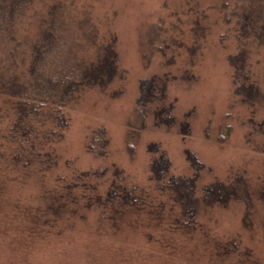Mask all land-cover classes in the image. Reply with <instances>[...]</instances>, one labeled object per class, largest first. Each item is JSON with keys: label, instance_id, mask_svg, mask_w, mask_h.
<instances>
[{"label": "rangeland", "instance_id": "1", "mask_svg": "<svg viewBox=\"0 0 264 264\" xmlns=\"http://www.w3.org/2000/svg\"><path fill=\"white\" fill-rule=\"evenodd\" d=\"M44 1L48 0H30L25 5L24 22L28 27L33 29L34 8L38 10ZM59 2L65 3L69 19H90L97 30L98 41L113 34L123 79L116 78L105 90L89 88L70 103L68 127L55 146L57 162L47 180L54 173H66L72 167L81 170L97 166L106 168L109 174L119 168L129 183L144 187L148 186L152 160L163 151L171 171L193 175L197 188L233 172L238 182H242L243 173L250 188L264 182V148L260 145L264 138L255 129L257 120L264 118V98L249 104L233 95L234 66L229 58L238 47L232 35L220 39L224 24L213 8L216 0ZM207 5H210L207 11L210 28L200 59L190 67L196 79L170 82L167 101L174 105L172 115H168L170 120L163 114L162 121L155 120L153 110L161 104L154 101L144 109L136 106L139 83L150 75L162 74L165 69L180 73L186 54L181 50L182 56L176 63L165 66L161 51L153 49L146 63L142 59L141 44L143 42L145 47L148 33L159 29L160 36L154 40V45L170 32L182 33L184 39L191 41L190 21L198 8ZM76 35L79 40L84 37L82 32ZM93 49L86 46L81 53L89 57ZM256 52L251 48L250 67L253 77L262 81L264 89V61L258 62ZM119 89L120 92H116ZM136 115L143 120V127L133 140H128ZM184 121L188 122L187 128H183ZM99 127L105 130L107 137L103 156L85 146L86 134ZM221 133L226 135L225 139L220 140ZM128 143L134 146L131 152ZM38 192H41V184L34 176L22 181L13 179L5 187L3 202L8 208L15 202L29 204L37 198ZM254 201L249 222H244L245 208L240 202H229L225 207L197 203L195 210L201 226L193 239L197 241L196 248L189 255H184L183 248L171 254L157 242L147 241L140 233L142 228H134L133 224L114 234L108 233L97 227L93 211L87 219L62 217L60 231L57 227L32 230L25 222H18L17 219L21 220L18 216L10 217L12 222L0 220V264H179V261L181 264H264V202ZM218 240H232L237 244L232 247L230 257L222 259L210 255L204 242ZM191 245L188 241V247Z\"/></svg>", "mask_w": 264, "mask_h": 264}, {"label": "trees", "instance_id": "2", "mask_svg": "<svg viewBox=\"0 0 264 264\" xmlns=\"http://www.w3.org/2000/svg\"><path fill=\"white\" fill-rule=\"evenodd\" d=\"M29 2L0 0V220L12 222L9 218L18 216L21 218L18 222H25L32 230L57 227L60 231L62 217L87 219L93 211L97 227L108 233L114 234L133 224L134 228H142L140 233L147 241L157 242L171 254L183 248L184 255L196 248L197 241L193 239L201 224L195 209L200 201L221 207L240 202L245 208L244 222H249L254 199L264 202V182L250 188L243 173L242 182H238L233 172L197 188L193 175L171 171L163 151L158 154L155 151L157 156L149 166L148 186L129 183L119 168L109 174L106 168L97 166L81 170L72 167L66 173H54L47 180L57 162L55 146L68 127L70 103L89 88L107 89L116 78L123 79V72L117 63L113 34L98 41L90 19H69L65 3L59 4V0L44 1L38 10L34 8L36 21L32 29L24 22L25 5ZM209 6L198 8L190 21L191 41L184 39L182 33L170 32L154 45L160 36L159 29L148 33L145 47L141 44L146 63L153 49L161 51L165 66L176 63L182 56L181 50L186 54L180 73L165 69L162 74L150 75L139 83L136 106L144 109L154 101L161 104L153 110L155 120L162 121L163 117L172 115L174 105L167 101V85L175 80L196 79L190 67L200 59L206 41ZM213 8L224 24L220 39L232 35L238 47L229 58L234 66L233 95L249 104L262 100V81L253 77L249 60L251 48H255L258 62L264 61V0H216ZM78 32H82L84 40L77 38ZM86 46L94 48L89 57L81 53ZM133 122L128 140H133L143 127L139 115ZM183 123V128H187L188 122ZM255 129L264 138V118L257 120ZM219 137L222 140L226 135L221 133ZM106 140L102 127L91 129L86 134L85 146L103 156ZM260 145L264 148V141ZM133 147L128 143L130 152ZM32 176L41 184L37 198L20 205L14 200L12 208L6 207L3 201L7 183ZM188 241L192 242L190 247ZM204 244L210 255L222 259L230 257L237 245L232 240Z\"/></svg>", "mask_w": 264, "mask_h": 264}]
</instances>
